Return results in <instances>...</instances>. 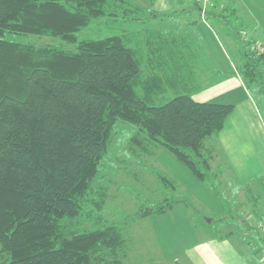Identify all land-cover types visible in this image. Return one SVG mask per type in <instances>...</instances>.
Masks as SVG:
<instances>
[{
    "label": "trees",
    "instance_id": "16d2710c",
    "mask_svg": "<svg viewBox=\"0 0 264 264\" xmlns=\"http://www.w3.org/2000/svg\"><path fill=\"white\" fill-rule=\"evenodd\" d=\"M142 13L123 0H0V264H125L129 224L102 216L107 195L92 186L118 122L140 132L131 151L158 145L197 182L209 180L215 148L207 142L233 106L194 101L191 79L172 62L185 55L167 51L157 32L145 28L137 42L133 34L78 38L102 17L136 21ZM6 34L76 49L22 45ZM242 48L244 74L256 83L264 53Z\"/></svg>",
    "mask_w": 264,
    "mask_h": 264
},
{
    "label": "rangeland",
    "instance_id": "374dc122",
    "mask_svg": "<svg viewBox=\"0 0 264 264\" xmlns=\"http://www.w3.org/2000/svg\"><path fill=\"white\" fill-rule=\"evenodd\" d=\"M123 2L143 11L138 20L127 21L121 15L117 18L102 17L79 32L78 38L103 39L122 35L130 38V34H133L131 41L137 42V34L147 28L151 32L159 33L161 39L165 38L170 48L166 50L171 54L174 52L175 56L180 53L185 55L180 62L173 58L172 62L176 67H183L179 69L188 75L190 83L194 81V67H191L189 59L186 58L190 54L189 44L185 39L180 43L179 35L181 31H189L191 21L196 19L194 14L191 16L187 12L184 16L183 12H195V9L205 8L207 3L201 0L200 3L192 0ZM4 39L38 48L52 47L64 51L76 49V45L53 37L6 34ZM157 41L152 40L153 44H157ZM243 44L241 40V54ZM255 47L261 49L256 52L257 55L264 53L263 46L256 44ZM141 48L145 52L142 45ZM231 61L234 63L228 79L231 83L236 78L241 81L255 104L259 120L264 122V68L257 76L256 83H251L249 76L244 74L243 59L232 56ZM210 67L216 69L218 66L199 67L201 73L193 85L196 89L191 97L206 93L220 83V73L210 74ZM206 79L212 80L207 83ZM168 95L173 98L176 94ZM170 98L158 101L156 105H162ZM138 134L140 132L134 125L124 122L116 124L108 151L98 167L92 185L97 192H106L107 195L102 216L118 224L121 221L126 226L129 224L125 232V264H200L193 261L192 257L202 255L204 250L213 251L215 254L206 257L204 254L200 258L203 264H256L259 257L264 262L261 249V238L264 234V172L252 181L240 184L234 173L237 164L242 162L228 156L227 153L230 152L222 149V153L220 149H216L221 136L219 133L207 142L215 148L213 160L210 162L209 180L199 183L170 153L158 145L143 144V151L137 147L131 151V139ZM141 136L143 138L144 135ZM251 147L252 153L247 154L248 158H254L257 148L254 145ZM247 163L252 165L253 161L247 160ZM157 175L172 180L177 189H163ZM165 199L182 202L172 203L161 214L146 215L149 210L163 205ZM141 210L145 215L133 219ZM259 249L261 252L257 257Z\"/></svg>",
    "mask_w": 264,
    "mask_h": 264
},
{
    "label": "crops",
    "instance_id": "0c3cea01",
    "mask_svg": "<svg viewBox=\"0 0 264 264\" xmlns=\"http://www.w3.org/2000/svg\"><path fill=\"white\" fill-rule=\"evenodd\" d=\"M192 1L200 3L199 0ZM187 12L191 16L194 14L196 19L191 21L189 31L180 32L179 41L183 43L184 39L187 40L190 48V54L186 58L196 74L195 80L191 82V93L196 89L193 85L201 73L199 67L202 65L218 66L216 69L210 67L209 72L220 73L221 79L216 88L203 94H195L191 98L199 103L233 106L215 147L222 153V149L230 152L227 153L228 156L242 162L237 164L234 174L240 184H245L264 172V122L259 120L255 104L241 81L236 78L231 83L228 76L234 63L231 61L232 56L243 59L240 52L241 40L243 46L259 44L264 47V0H209L205 8L195 9V12L185 11L184 16ZM159 32L163 34L162 31ZM211 80L206 79V82ZM251 145L257 146L254 158L247 156L252 153ZM247 160L253 161L252 165ZM214 254L213 251L204 250L202 255L192 259L203 264L200 259L203 255L206 257ZM256 256L259 257L260 253ZM263 263L262 257H259L256 264Z\"/></svg>",
    "mask_w": 264,
    "mask_h": 264
},
{
    "label": "built area",
    "instance_id": "2783aa9c",
    "mask_svg": "<svg viewBox=\"0 0 264 264\" xmlns=\"http://www.w3.org/2000/svg\"><path fill=\"white\" fill-rule=\"evenodd\" d=\"M204 1L205 3L209 2V0H201ZM251 51L253 52H259V50H261L259 47H255V45L250 46ZM263 224V223H262ZM262 226V225H261ZM264 227V226H263ZM258 228H261L260 226H258ZM263 255H264V249L262 250Z\"/></svg>",
    "mask_w": 264,
    "mask_h": 264
}]
</instances>
